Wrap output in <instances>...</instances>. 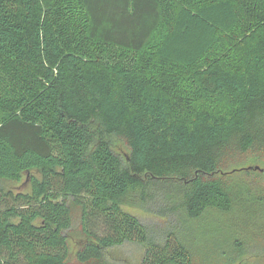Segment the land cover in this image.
<instances>
[{
    "label": "trees",
    "instance_id": "1",
    "mask_svg": "<svg viewBox=\"0 0 264 264\" xmlns=\"http://www.w3.org/2000/svg\"><path fill=\"white\" fill-rule=\"evenodd\" d=\"M253 150L264 0H0V264H113L125 243L146 245L139 264H192L189 222L263 230L264 188L227 171ZM147 204L175 218L161 243L129 210Z\"/></svg>",
    "mask_w": 264,
    "mask_h": 264
},
{
    "label": "rangeland",
    "instance_id": "2",
    "mask_svg": "<svg viewBox=\"0 0 264 264\" xmlns=\"http://www.w3.org/2000/svg\"><path fill=\"white\" fill-rule=\"evenodd\" d=\"M201 30L198 25L189 27L188 37L184 33L181 35L182 32L180 31L181 33L177 37V46L182 41L183 45L191 50L193 45H188V38H197L196 36ZM155 42L156 39L151 38L147 46L148 49L153 48L152 44ZM216 52L220 55L221 50ZM226 54L227 52L222 54L219 60L223 59ZM179 55L182 56L183 54L179 53ZM104 138L108 140L116 153L122 157L127 156L128 148L122 140L113 135H104ZM235 161L236 163L230 165L227 170L229 175L233 171H238L232 176L235 181L246 183L251 188L250 192L253 195L255 187L264 188V154L253 150L238 157ZM255 167L258 169H254ZM248 168L250 169L246 171ZM20 185L4 183L6 188L13 190H16ZM129 210L144 224L152 240L163 242L167 232L173 229L175 218L163 216L150 204L132 207ZM243 215V213H236L233 216L230 214H209L205 215V218H210V220L204 221L202 225L198 222H189L193 229H191V233L182 232V236L189 240L192 250V264H264V240H262L264 228L262 231L259 230L260 224L252 225L251 220ZM66 235L72 252H75L77 247L84 242L79 230V217L76 208H73L72 226L66 231ZM145 247L144 244L125 243L105 250L104 255L113 264H139Z\"/></svg>",
    "mask_w": 264,
    "mask_h": 264
},
{
    "label": "water",
    "instance_id": "3",
    "mask_svg": "<svg viewBox=\"0 0 264 264\" xmlns=\"http://www.w3.org/2000/svg\"><path fill=\"white\" fill-rule=\"evenodd\" d=\"M248 169H250V168H248ZM254 169H258L257 167H255ZM260 171H262V170H260Z\"/></svg>",
    "mask_w": 264,
    "mask_h": 264
}]
</instances>
